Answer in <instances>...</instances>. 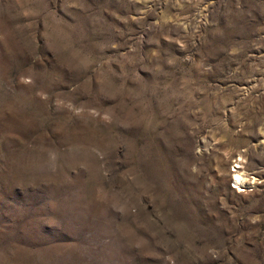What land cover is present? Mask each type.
<instances>
[{
  "label": "rangeland",
  "instance_id": "1",
  "mask_svg": "<svg viewBox=\"0 0 264 264\" xmlns=\"http://www.w3.org/2000/svg\"><path fill=\"white\" fill-rule=\"evenodd\" d=\"M0 264H264V0H0Z\"/></svg>",
  "mask_w": 264,
  "mask_h": 264
},
{
  "label": "bare ground",
  "instance_id": "2",
  "mask_svg": "<svg viewBox=\"0 0 264 264\" xmlns=\"http://www.w3.org/2000/svg\"><path fill=\"white\" fill-rule=\"evenodd\" d=\"M232 166H237L234 162H233V165ZM238 167V166H237ZM235 181L238 182V181H241V176L237 173L235 174Z\"/></svg>",
  "mask_w": 264,
  "mask_h": 264
}]
</instances>
